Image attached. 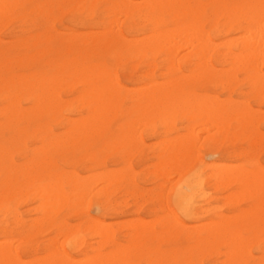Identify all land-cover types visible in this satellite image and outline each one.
Returning <instances> with one entry per match:
<instances>
[{"label": "bare ground", "instance_id": "obj_1", "mask_svg": "<svg viewBox=\"0 0 264 264\" xmlns=\"http://www.w3.org/2000/svg\"><path fill=\"white\" fill-rule=\"evenodd\" d=\"M97 2V32L56 33L54 6L93 20ZM7 19L20 34L13 46L0 40V264H264V0H0ZM124 58L135 61L131 89L115 73ZM234 82L248 99L233 98ZM142 132L163 147L154 177L176 183L153 196L149 221L120 234L88 206L93 196L102 216L119 215L125 185L138 213L142 192L109 169L106 151L125 153ZM171 191L192 225L170 208Z\"/></svg>", "mask_w": 264, "mask_h": 264}, {"label": "rangeland", "instance_id": "obj_2", "mask_svg": "<svg viewBox=\"0 0 264 264\" xmlns=\"http://www.w3.org/2000/svg\"><path fill=\"white\" fill-rule=\"evenodd\" d=\"M141 1L142 0H133V3L134 4H137V3L141 4L144 0L142 2ZM56 9H57V11H56ZM72 9H73L72 5L68 6L67 4L62 5L61 7H57V6L53 7L54 27H55L57 34L65 36L68 32L67 29H69V28L70 29L73 28L76 32H79V33L89 32V36H91L90 34L93 35V33L97 32V30H98L97 26L103 20L102 19L103 7L101 6L100 2L96 3V12L94 13L93 20H89L85 13H78L77 10H72ZM230 17L225 18L223 16H219L218 17V24L226 26V24L228 25L230 23L231 24L230 27L235 29L238 25H240L242 23L241 18H236L235 20H232L233 17H231V18ZM61 18H63V19H61ZM41 19H42V16H38L36 21H40ZM241 25L244 26L245 23H242ZM224 26H222L220 29L224 28ZM232 31L229 32V36L231 38L236 36V32H232ZM19 34L20 33H19L18 26L16 24V21H14L12 19L0 21V40H1V43L3 45L13 46V44H14L15 40L17 39V37L19 36ZM128 38L134 39V32H130L128 35ZM5 59H10V57L5 58ZM134 64H135V61H133L129 58H124V60H122L121 66H119L115 69V73H116V77H117L118 81L123 86H125L126 88H129V89L135 87V84L133 82L134 81V75L130 76V71L128 69L129 67L133 66ZM138 67H137V74L140 73V69L142 68V64L138 65ZM141 70H143V69H141ZM238 79L241 80L242 76H238ZM70 83L60 89V94L63 95L65 98H72V96L69 93V90L67 88V87L72 85V83L71 84ZM214 84H215V82H207L205 84L208 92H215V93L219 94L221 99L227 98L226 93L224 91H222L220 88H218L217 86H215ZM0 86H1V84H0ZM1 87H0V89H1ZM75 87L77 88V90L80 89L79 84H75ZM233 91H234V97H233L234 99H238L241 102L248 99V96H247L248 90L246 89L245 82H234ZM24 102L27 104H25ZM24 102H23L24 104L22 103L23 106L27 107L28 102L27 101H24ZM250 103L252 104L254 109H258V107L256 106V104H254V102L250 101ZM260 110L264 111V108H260ZM0 120H1V118H0ZM260 128H261L262 133H264V125L263 124L260 125ZM173 136L174 135H171V137H173ZM1 142H2V139L0 138V143ZM133 145L130 148H128V150L125 153H124V150L120 147L115 148V149L111 148V151H110V149L106 151V157L108 158L109 161H112V163L109 165V169L110 170L116 169L115 171L112 170L114 173H117V174H120L123 176L127 175V174H132L133 181L136 185L135 187L142 192V197L137 201V205L139 206L138 213H136V214L134 213V208L132 207V205L134 204V201L127 195L129 187L125 186V185L124 186L121 185V187L119 188V193H117V195L113 198L115 206L122 207V208H120L121 213L119 215L102 216L101 215L102 212L95 206V202H94L95 197H93V196L90 197V204L88 206L89 212L92 216L100 218L104 224H111L114 229H116L120 232V234L122 232H124L125 227L127 225H129L130 223L133 224L136 220L149 221L151 218L148 216L147 211L151 207V205H153L155 203V199L153 198V196L157 195L158 193L161 194L163 192V188L165 186L168 187V188L166 187L167 189H170V187H172V186L174 187V185L176 183L175 177L173 178L174 180L170 179L172 181V182L170 181L171 184L166 183V182H164L165 184H162L163 183V177H158V178L154 177V175L155 176L157 175V173L155 172L156 171L155 166L157 164L156 156L163 149V147L160 143V139L158 137H155V136L150 137L147 133L142 132L140 143H134ZM199 145H200L198 147L199 157L203 160L205 159L206 162L210 161L211 157L207 154V151H206L204 145H201V143H199ZM138 146H139V148H138ZM17 155H16V153L13 154V158L16 157L15 158L16 160L18 158ZM259 157H260L259 158L260 163L264 166V152H262ZM233 159L234 158L230 159V163H232V164L235 161ZM81 161L82 160H80L77 164V168H78L77 171L80 173V175L82 177H85V176H87V174L85 172L81 171V169H82V162ZM128 166H129V168H128ZM160 184H162L163 186H161ZM166 184H169V185H166ZM137 185H139V186H137ZM174 193H175V191H171L170 196H169L170 208L173 210L174 214L178 218L183 220L187 225H192L193 222L190 220V217L184 211H182L178 208V206L176 204V194H174ZM221 195L219 194L218 196H221ZM171 204H173V205H171ZM36 205H37V203L32 204L29 207L22 206L20 208V212H22L24 218H27V215H29L28 209L35 207ZM241 206H242V208L247 207L244 204H241ZM221 210L224 214H226L228 216H230L232 214L231 211H227V206H222ZM117 211H118V209H117ZM63 212L65 213V211H63ZM32 213L33 212H30V214H32ZM204 222L207 223L208 219L202 218L201 223L204 224ZM70 223L75 224L76 220H70ZM36 239L37 238H35V236H33L30 241L35 242ZM180 242H181V239L178 238L177 243L179 244ZM68 252L72 257L76 256V253L74 251L68 250ZM253 253L255 256H257L255 249H253ZM206 261L207 260H204L205 264H207Z\"/></svg>", "mask_w": 264, "mask_h": 264}]
</instances>
